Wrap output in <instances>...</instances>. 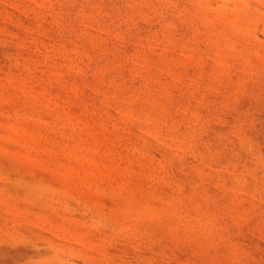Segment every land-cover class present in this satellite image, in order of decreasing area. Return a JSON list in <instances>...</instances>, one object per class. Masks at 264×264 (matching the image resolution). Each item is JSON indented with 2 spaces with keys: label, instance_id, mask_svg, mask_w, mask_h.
Here are the masks:
<instances>
[{
  "label": "rangeland",
  "instance_id": "374dc122",
  "mask_svg": "<svg viewBox=\"0 0 264 264\" xmlns=\"http://www.w3.org/2000/svg\"><path fill=\"white\" fill-rule=\"evenodd\" d=\"M0 264H264V0H0Z\"/></svg>",
  "mask_w": 264,
  "mask_h": 264
}]
</instances>
